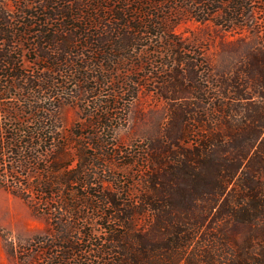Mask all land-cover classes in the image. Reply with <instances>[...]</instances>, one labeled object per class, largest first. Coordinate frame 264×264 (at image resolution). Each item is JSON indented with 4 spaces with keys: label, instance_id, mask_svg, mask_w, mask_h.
I'll return each mask as SVG.
<instances>
[{
    "label": "trees",
    "instance_id": "obj_1",
    "mask_svg": "<svg viewBox=\"0 0 264 264\" xmlns=\"http://www.w3.org/2000/svg\"><path fill=\"white\" fill-rule=\"evenodd\" d=\"M7 1L0 0V188L36 215L41 209L47 218L56 211L80 218L85 206L102 218L106 237L90 251L99 255L92 264H107L109 255V264H264V24L254 16L258 10L263 18L264 0H117L115 7L110 0ZM185 15L197 21L220 15L217 25L247 29L255 41L245 44L231 70L210 77L205 62L185 57L195 50L173 34ZM153 36L169 59L158 62L157 74L175 83L162 93L167 121L133 151L121 152L113 113L125 116L135 99V45ZM23 41L44 64L32 72L17 51ZM144 55L156 63L152 53ZM123 72L135 77L127 80L128 101L112 92L90 108L66 87L72 83L84 94L91 83L119 91L127 85ZM14 90L24 100L21 110L3 104ZM39 97L78 100L93 133L83 134L81 124L63 137L55 103L46 106ZM112 156L130 160L121 169L135 168L125 175L130 185L122 198L99 188L78 203L52 205L55 195L73 193L70 186L84 189L93 162ZM43 162L49 164L38 168ZM32 171L43 175L30 180ZM113 218L118 224L110 227ZM65 234L56 228L53 244L43 247L59 253L50 264H88L84 248ZM82 236L97 240L91 232Z\"/></svg>",
    "mask_w": 264,
    "mask_h": 264
},
{
    "label": "rangeland",
    "instance_id": "obj_2",
    "mask_svg": "<svg viewBox=\"0 0 264 264\" xmlns=\"http://www.w3.org/2000/svg\"><path fill=\"white\" fill-rule=\"evenodd\" d=\"M7 2L10 5L12 1L8 0ZM108 3L115 7L118 1L110 0ZM9 5L7 8L10 9L11 5ZM220 15H215L213 19L207 21H197L185 15L176 21L173 28V34L184 45L190 46L196 52L194 55H185V57L205 62L209 68L210 77H213L214 74L227 73L231 70L234 64L243 56L245 44L255 41L247 29L229 32L224 27L217 25L215 21ZM261 15L258 10L254 13L256 22L264 24L262 21L264 16L261 18ZM262 33L260 32V34ZM137 43L134 50L135 56L132 59L134 66L140 65L136 72L138 83L135 85L136 97L129 104L125 116L120 113H113V117L115 118L113 120V126L115 127L113 140L121 152L127 149L133 151L135 149L133 146L141 145L146 138L156 135L163 128L167 121L168 101L163 98L162 93L168 90L170 94L175 85V83L174 85L169 84L164 75L157 74L161 71L159 66H157L158 62L169 61L168 58H163L166 52L163 49L164 42L153 36L143 37V40ZM19 47L20 49L17 51L21 53L25 70L32 72L36 67L44 65L36 58V54L30 48H27L29 47L28 42L23 41L19 43ZM149 52L154 56L156 63H151L148 57L144 55ZM119 77L124 79L125 84H127L119 91L115 90L113 85H107L103 88L96 86L95 89L94 84L91 83L86 84L89 90L84 94L72 83L67 82L66 87L70 95L81 98V102H86V104L90 105V108H96L97 104L110 99L112 92L113 95L120 92L121 99L128 101L127 95L132 84L130 86L127 80L131 78L135 79V77L127 72L119 74ZM39 98L41 103L46 106H53V103H55L57 118L54 122L60 126L58 131L61 132L63 137L66 138V134L75 125L81 124H84L83 134L88 135L93 133L91 127H87L88 119L82 115V110L79 106L82 103L78 100L74 102L75 99L70 98L71 100H69L67 97H64L62 99L67 100L61 102L62 99H51L48 101L45 97ZM2 101L5 106L7 105L18 110L23 109L22 104L24 100H21L19 94H17V90H14V93H11L10 97ZM77 102L78 104L76 105ZM117 107H121L120 103ZM0 109H3V107L1 106ZM28 125H32V120L28 121ZM87 153L97 155L99 152L88 150ZM106 158L103 161L97 160L93 162L96 167L89 171L88 176L89 181L92 178L90 182L92 184H87L84 189H81L79 186H70L69 190H72L73 193L68 194L70 196H66V194L60 195L62 199H59V195H55L51 202L53 203L52 205L56 207L63 199L79 202V197L93 194V191L99 190V188H103L107 192L110 191L113 195L118 194L122 198L124 195L122 191L130 185L125 175L131 172L130 170H135V168L130 166L129 168L121 169L123 163L130 161L124 157L119 159L113 158V156ZM70 160L73 161V158ZM45 163L49 164L48 162H43L39 164L38 168L45 166ZM106 165L110 169L109 172L105 171ZM142 170L141 168L136 169L138 173L135 174V179H139L141 175L140 171ZM37 175L42 177L43 173L41 171L37 173L32 171L31 176L33 178L30 180H33ZM97 182H102V184H96ZM104 209V212L107 214H115L109 208L105 207ZM79 211L80 218H70L66 212L63 213L64 211H56L52 217L48 216L47 218L44 214L45 212L41 209L40 213L36 215L21 199L0 188V264H50L49 257L59 255V253L52 249L44 252L43 247L53 244V240L55 239L54 231L59 227L67 231L65 235L72 236L74 240L71 241L74 243L78 241L77 247H82L85 251L82 253V257L87 258L88 264H92V256L96 254L90 251L94 249V244L98 239L101 240V243H104V238L106 237V233L101 227V223H104V221L102 218L93 216L92 211L88 207L82 206ZM107 223L110 227H113V223L114 226L118 224L114 218L113 220H108ZM83 232L93 233L97 240L91 241L83 238ZM97 256L99 257V255ZM105 259L106 263L109 264L108 260H113V255L106 256ZM99 262L103 264L101 260H96L93 264H98Z\"/></svg>",
    "mask_w": 264,
    "mask_h": 264
}]
</instances>
